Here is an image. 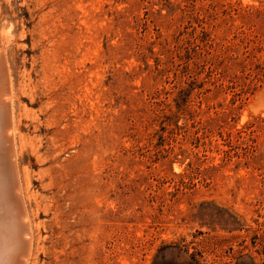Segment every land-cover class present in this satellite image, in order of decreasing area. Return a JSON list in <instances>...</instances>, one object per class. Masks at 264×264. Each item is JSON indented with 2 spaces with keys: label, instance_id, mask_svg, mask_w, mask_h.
I'll return each instance as SVG.
<instances>
[{
  "label": "rangeland",
  "instance_id": "obj_1",
  "mask_svg": "<svg viewBox=\"0 0 264 264\" xmlns=\"http://www.w3.org/2000/svg\"><path fill=\"white\" fill-rule=\"evenodd\" d=\"M6 26L26 264H264V0H0Z\"/></svg>",
  "mask_w": 264,
  "mask_h": 264
},
{
  "label": "bare ground",
  "instance_id": "obj_2",
  "mask_svg": "<svg viewBox=\"0 0 264 264\" xmlns=\"http://www.w3.org/2000/svg\"><path fill=\"white\" fill-rule=\"evenodd\" d=\"M10 31V26L0 31V226L4 225L3 227L10 231L9 235L0 236V246L3 251L1 258L5 257L0 264H26L24 256L29 253L31 245L30 223L22 206L24 203L20 202L21 189H19L17 163L14 158L16 146H14L13 87L2 46L9 39Z\"/></svg>",
  "mask_w": 264,
  "mask_h": 264
}]
</instances>
